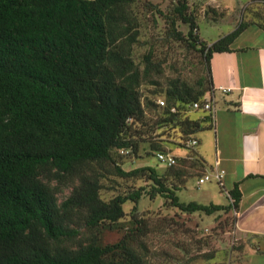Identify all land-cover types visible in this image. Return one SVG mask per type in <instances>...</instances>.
<instances>
[{
	"label": "trees",
	"instance_id": "obj_1",
	"mask_svg": "<svg viewBox=\"0 0 264 264\" xmlns=\"http://www.w3.org/2000/svg\"><path fill=\"white\" fill-rule=\"evenodd\" d=\"M135 1L0 0V264H148L147 248L135 247L127 235L103 247L94 240L76 249L62 245L78 234L71 227L76 216L92 230L118 222L123 204L137 202L140 191L104 201L105 174L145 178L150 199L162 198L164 206L182 213L236 217L239 183L225 194L226 205L181 202L175 191L186 182L166 183L176 165L163 167L165 173L148 166L125 171L112 151L118 158L133 156L137 132L148 127L155 158L167 152L165 142L188 148L197 132L212 129V116L191 118V106L213 89L212 55L231 52V43L250 24L239 23L206 44L187 12L189 0H176L167 35L203 58L205 75L196 91L171 81L160 96L149 97L139 86L150 71H140L132 59L138 33L127 8ZM177 21L187 26L186 34L177 30ZM153 98L166 106L157 107ZM61 189L70 192L58 203Z\"/></svg>",
	"mask_w": 264,
	"mask_h": 264
},
{
	"label": "rangeland",
	"instance_id": "obj_2",
	"mask_svg": "<svg viewBox=\"0 0 264 264\" xmlns=\"http://www.w3.org/2000/svg\"><path fill=\"white\" fill-rule=\"evenodd\" d=\"M254 1L189 0L187 12L196 21L199 37L206 44H211L239 23H255L264 27V3L259 5ZM176 5V0H136L127 8L133 31L138 33L137 41L132 44L133 62L140 71L144 67L150 71L149 78L140 84L139 90L149 97L160 96L171 81L186 84L196 91L198 79L205 75L203 58L186 43L175 41L167 35V21L176 19ZM176 28L183 34L188 29L179 21ZM146 56H150L148 63ZM202 114L193 110L189 116L198 118ZM151 130L147 127L137 132L139 150L133 156L118 158L117 152L112 151L113 158L123 170L148 166L165 173L166 169L158 165L154 151L149 149L154 140ZM210 131L197 132L194 137L199 140L203 135L205 138L211 135ZM199 144L194 148H179L171 142L163 144L162 149L177 159L176 166L168 171L166 183L169 186L186 182L184 188L175 191L181 202L227 204L214 180L201 186L196 184L203 174L211 171L210 165L215 158L212 138L203 143L202 157L197 153ZM179 173L180 177L177 176ZM150 187L151 182L145 178L119 179L105 174L100 191L104 201L140 191L137 202L127 201L123 204L125 215L118 222L102 223L92 230L84 226L80 215L76 216L71 227L78 234L63 241L62 245L76 249L94 240L103 247L116 244L127 235L132 237L135 247L144 245L147 248L148 264H236L239 261L242 249L236 250L241 244L233 240L235 217L232 214L221 212L215 216H204L182 213L169 205L164 206L162 198L156 196L150 199L147 194ZM69 192L70 189H61L57 202L61 203ZM251 259V264H264V258L260 259V255Z\"/></svg>",
	"mask_w": 264,
	"mask_h": 264
},
{
	"label": "crops",
	"instance_id": "obj_3",
	"mask_svg": "<svg viewBox=\"0 0 264 264\" xmlns=\"http://www.w3.org/2000/svg\"><path fill=\"white\" fill-rule=\"evenodd\" d=\"M230 49L210 59L213 124L211 135L196 138L197 153L202 157L203 143L212 138L215 158L210 166L217 162L223 196L239 183L233 240L242 245V255L236 264H251L254 256L264 258V27L251 23ZM219 87L229 92L222 94Z\"/></svg>",
	"mask_w": 264,
	"mask_h": 264
},
{
	"label": "built area",
	"instance_id": "obj_4",
	"mask_svg": "<svg viewBox=\"0 0 264 264\" xmlns=\"http://www.w3.org/2000/svg\"><path fill=\"white\" fill-rule=\"evenodd\" d=\"M222 94H226L229 92V89L219 87L218 89ZM213 89L209 92L207 97H204V100L202 103L196 102L193 103L191 106V109L194 111H201L205 113H209L212 118L214 114V98H213ZM152 101L155 103V105L159 108H163L166 106L165 101L162 98H156L152 99ZM175 109L172 108L171 112H174ZM198 145V141L196 138H192L187 143L188 148H194ZM123 153V151H121ZM155 159L158 162V165L161 167H173L177 164L176 157L170 153V152H156L155 153ZM211 180H214L218 185H221V173L217 170V162L215 161L214 165L212 166L211 171L206 172L203 174L198 180H197V186H201L207 182H210ZM235 216L236 213L234 212Z\"/></svg>",
	"mask_w": 264,
	"mask_h": 264
}]
</instances>
